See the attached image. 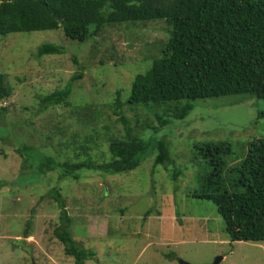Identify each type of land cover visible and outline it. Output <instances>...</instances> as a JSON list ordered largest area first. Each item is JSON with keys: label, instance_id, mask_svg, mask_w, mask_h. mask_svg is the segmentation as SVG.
<instances>
[{"label": "rangeland", "instance_id": "obj_1", "mask_svg": "<svg viewBox=\"0 0 264 264\" xmlns=\"http://www.w3.org/2000/svg\"><path fill=\"white\" fill-rule=\"evenodd\" d=\"M168 37L164 21L117 25L85 43L67 39L61 29L0 36V73L13 88V95L0 102L7 108L0 115V181L9 182L0 188V264H65L64 247L54 234L60 210L47 194L57 186L74 238L96 254L84 264H213L218 257L220 264H264V242H232L217 207L193 195L211 171L196 146L230 142L234 154L226 160L227 169L238 165L250 143L264 139V99L236 95L194 102L184 123L144 138L169 140L174 163L156 166L153 150L135 181L90 171L79 181L59 182V173L54 180L38 175L34 161L24 164L17 153L23 143L41 154L54 151L66 142L65 130L69 136L93 137L99 147L94 160L109 157L106 139L123 135L111 104L119 91L127 100L133 80L150 69ZM44 44L62 46L65 53L39 56ZM79 73L83 77L73 84L71 107L40 111L39 96L64 89ZM85 105L100 109L96 122L78 113ZM124 111L131 122L147 115L127 105ZM178 171L182 175L175 178Z\"/></svg>", "mask_w": 264, "mask_h": 264}, {"label": "trees", "instance_id": "obj_2", "mask_svg": "<svg viewBox=\"0 0 264 264\" xmlns=\"http://www.w3.org/2000/svg\"><path fill=\"white\" fill-rule=\"evenodd\" d=\"M153 21L166 22L169 37L160 54L154 55L150 69L135 77L127 100L122 101L119 91L112 102L115 115L123 123V135L106 139L109 157L100 155L94 160L92 153L99 147L93 137L79 132L69 136L64 130L66 142L49 153L19 145L17 153L25 158L24 164L31 158L38 175H50L54 180L59 173V182L79 181L90 171L135 181L136 170L153 150H157L156 166L174 163L169 140L144 138L165 134L173 129L172 124L184 123L194 102L236 95L264 99V0L0 1V36L61 29L67 39L85 43L107 28ZM64 53L62 46L53 44L38 49L39 56ZM82 77L83 73L76 74L64 89L39 96L40 111L71 107L73 84ZM12 95L6 74L0 73V101ZM124 105L133 112L143 108L147 115H137L131 122ZM6 110L0 107V115ZM77 110L95 122L101 115L95 106ZM196 152L208 161L211 171L200 178L201 186L194 197L217 207L232 242H264V139L251 142L247 156L229 169L226 160L234 154L230 142L201 144ZM181 175L178 171L175 178ZM7 184L0 181V188ZM47 194L60 210V224L54 234L68 258L62 262L84 264L94 259L95 252L87 250L71 232L72 218L62 188H51ZM150 213L147 211V216ZM165 257L172 259L173 254Z\"/></svg>", "mask_w": 264, "mask_h": 264}, {"label": "water", "instance_id": "obj_3", "mask_svg": "<svg viewBox=\"0 0 264 264\" xmlns=\"http://www.w3.org/2000/svg\"><path fill=\"white\" fill-rule=\"evenodd\" d=\"M222 259H223L222 257H218L213 264H220ZM180 264H188V263L180 261Z\"/></svg>", "mask_w": 264, "mask_h": 264}, {"label": "clouds", "instance_id": "obj_4", "mask_svg": "<svg viewBox=\"0 0 264 264\" xmlns=\"http://www.w3.org/2000/svg\"><path fill=\"white\" fill-rule=\"evenodd\" d=\"M1 102V101H0ZM3 107V106H2Z\"/></svg>", "mask_w": 264, "mask_h": 264}]
</instances>
